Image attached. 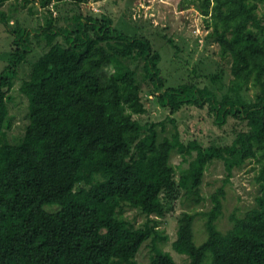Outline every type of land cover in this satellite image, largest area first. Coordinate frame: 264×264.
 <instances>
[{
  "label": "trees",
  "instance_id": "16d2710c",
  "mask_svg": "<svg viewBox=\"0 0 264 264\" xmlns=\"http://www.w3.org/2000/svg\"><path fill=\"white\" fill-rule=\"evenodd\" d=\"M12 1L31 14L43 8L42 22L10 26L14 9L3 7ZM86 1L0 0V24L12 36L0 71V264H138L135 255L147 239V264H176L157 245L166 239L156 229L158 217L173 214L182 196L204 200L201 182L213 160L222 162L223 184L210 194L209 209L179 214L172 249L189 264H264V14L257 10L264 0H190L208 30L205 40L229 59L231 78L224 84L212 73L210 85L159 89L156 101L169 114L146 123L133 115L145 111L140 82L158 89L160 53L147 37L115 28L107 15H83ZM63 4L72 13L53 15ZM32 36L44 50L18 86L27 122L10 136L9 91L33 50ZM113 61L126 64L118 77L109 71ZM184 106L206 107L217 126L236 120L232 140L184 141L171 116ZM172 154L181 158L176 166ZM249 159L258 164L254 205L232 213L221 231L224 185ZM126 208L145 221L135 227ZM196 217L204 220L200 244Z\"/></svg>",
  "mask_w": 264,
  "mask_h": 264
},
{
  "label": "rangeland",
  "instance_id": "374dc122",
  "mask_svg": "<svg viewBox=\"0 0 264 264\" xmlns=\"http://www.w3.org/2000/svg\"><path fill=\"white\" fill-rule=\"evenodd\" d=\"M189 2L190 0H87L80 5L83 15L95 17L107 15L118 30L131 36L147 37L160 53L158 89L153 88L149 83L140 82L145 111L142 114L133 115V118L140 123L158 122L165 120L168 116V109L161 107L156 101L155 94L159 89L181 83H193L200 87L210 85L208 76L212 73H220L224 84H227L231 78L229 59L219 56L216 43L205 40L208 30L203 18L192 5L187 6ZM11 7L14 10L10 26H14L17 22L22 26L33 28L42 22L43 8L38 7L35 13L31 14L27 8L20 7V4L15 1L5 3L3 8L7 10ZM257 10L264 14V1L258 2ZM71 13L70 4H63L59 9H53V15L65 16ZM31 39L33 50L27 57V61L19 66L18 77L9 91L12 96L9 107L13 116L12 127L9 130L10 136L21 134L27 122V100L18 91V86L21 80L28 78L31 62L44 50L43 42H38L34 36ZM11 51L12 36L5 26L0 24V71L6 65ZM125 65L120 61H113L109 71L118 77ZM171 116L175 117L184 141L197 139L203 145L212 142L229 143L233 137V129L237 125L236 120L229 118L227 123L217 126L213 123L206 107L199 109L194 106H184ZM164 124L167 129L170 128L167 120ZM180 159V156L172 154L170 161L176 166ZM182 166H186V163ZM257 168L255 159H249L242 166L233 169L229 182L224 185L222 215L216 222L221 231L230 227L229 217L232 213L242 215L254 205V198L258 193V185L255 181ZM224 176L222 162L213 160L204 171L201 182L200 194L204 200L195 204L182 196L177 201L173 214L158 217L156 229L160 234L165 235L166 239L158 242L157 245L170 253L176 264H189V258L175 252L171 246L176 236L177 217L182 211L209 209L210 194L223 184ZM123 214L135 227L140 226L146 219L144 214L131 208H126ZM203 222L202 217H196L193 224L196 244H200L206 237ZM151 247L150 239L143 242L135 255L138 264L148 263L152 253ZM207 263L206 259L202 264Z\"/></svg>",
  "mask_w": 264,
  "mask_h": 264
}]
</instances>
